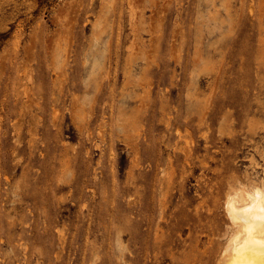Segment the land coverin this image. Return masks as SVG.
Returning a JSON list of instances; mask_svg holds the SVG:
<instances>
[{
	"label": "rangeland",
	"instance_id": "obj_1",
	"mask_svg": "<svg viewBox=\"0 0 264 264\" xmlns=\"http://www.w3.org/2000/svg\"><path fill=\"white\" fill-rule=\"evenodd\" d=\"M252 184L264 0H0V264H216Z\"/></svg>",
	"mask_w": 264,
	"mask_h": 264
},
{
	"label": "bare ground",
	"instance_id": "obj_2",
	"mask_svg": "<svg viewBox=\"0 0 264 264\" xmlns=\"http://www.w3.org/2000/svg\"><path fill=\"white\" fill-rule=\"evenodd\" d=\"M228 195L225 211L233 230L216 264H264V184L239 187Z\"/></svg>",
	"mask_w": 264,
	"mask_h": 264
}]
</instances>
